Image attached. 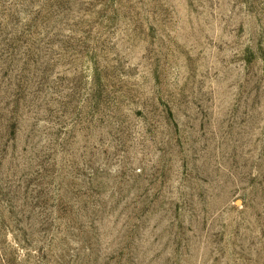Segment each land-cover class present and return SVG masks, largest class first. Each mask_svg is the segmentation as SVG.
Masks as SVG:
<instances>
[{"label": "rangeland", "instance_id": "1", "mask_svg": "<svg viewBox=\"0 0 264 264\" xmlns=\"http://www.w3.org/2000/svg\"><path fill=\"white\" fill-rule=\"evenodd\" d=\"M0 264H264V0H0Z\"/></svg>", "mask_w": 264, "mask_h": 264}]
</instances>
